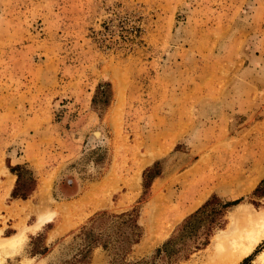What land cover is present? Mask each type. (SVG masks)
Instances as JSON below:
<instances>
[{
    "label": "rangeland",
    "instance_id": "374dc122",
    "mask_svg": "<svg viewBox=\"0 0 264 264\" xmlns=\"http://www.w3.org/2000/svg\"><path fill=\"white\" fill-rule=\"evenodd\" d=\"M263 166L264 0H0V264H171L156 249L189 214L243 197L174 244L200 264L264 209ZM132 209L126 254L91 219Z\"/></svg>",
    "mask_w": 264,
    "mask_h": 264
},
{
    "label": "trees",
    "instance_id": "16d2710c",
    "mask_svg": "<svg viewBox=\"0 0 264 264\" xmlns=\"http://www.w3.org/2000/svg\"><path fill=\"white\" fill-rule=\"evenodd\" d=\"M100 87V86H99ZM12 172H15L17 174V180H16V186L12 190L11 195L13 197H21L26 198L29 193L33 190V187L30 188V191L27 192H18L17 185L19 181L21 180L23 173L21 172V167H14L10 168ZM157 171L152 167H147L143 170V187L146 189L151 181L156 177ZM33 180V178H31ZM258 189V187L256 188ZM218 198L215 195H211L207 200H205L193 213L189 214L184 220L185 222L178 228L176 234L174 236L167 239L162 247H158L156 251L158 253L164 252L167 254L171 264L176 262V260H180L181 258H187L188 254L181 255L179 252L175 249V243L176 242H183V237L191 235L192 232L196 229L192 226L194 224L197 218H200L199 215H202L209 209L215 210L213 211L214 214L220 215L223 212V208L230 207L233 205H236L240 203L243 200V197L236 198L227 202H218ZM111 220L114 222L116 226V232H115V242L123 245H126L123 252H126V254L129 253L131 246L139 241V239L142 236V228L138 223L137 219V209H132L129 211H123L120 213H113V212H107L102 211L96 213V216L91 219L92 222H99L102 223L104 221ZM205 222L207 223L206 226H203L205 228V234L206 238L205 240L200 244V246L195 245V248H199L203 245H206L208 243V238L212 232L213 227L216 225L220 226V218H216L215 216H210L203 218ZM105 249L107 246H103ZM126 256V255H125ZM140 261L136 262H125V264H137Z\"/></svg>",
    "mask_w": 264,
    "mask_h": 264
},
{
    "label": "bare ground",
    "instance_id": "6f19581e",
    "mask_svg": "<svg viewBox=\"0 0 264 264\" xmlns=\"http://www.w3.org/2000/svg\"><path fill=\"white\" fill-rule=\"evenodd\" d=\"M263 172L264 166L260 170V173L263 174ZM241 215L247 216V223L245 222L244 226L241 225L238 228L234 223L224 233L216 235L212 246L206 250L200 264H237L240 258L250 253L254 246L262 240L264 237V209ZM13 242L10 237L0 241L1 251L8 253L14 246ZM226 246L229 252L224 251ZM258 261L264 262V249L259 253Z\"/></svg>",
    "mask_w": 264,
    "mask_h": 264
},
{
    "label": "crops",
    "instance_id": "0c3cea01",
    "mask_svg": "<svg viewBox=\"0 0 264 264\" xmlns=\"http://www.w3.org/2000/svg\"><path fill=\"white\" fill-rule=\"evenodd\" d=\"M2 173H4V172H2ZM7 173H9V172H8V169H7ZM2 176H3V174L0 175L1 178H3ZM256 245H257V244H256ZM256 245H255V246H256ZM255 246H254V247H255ZM252 250H253V249H252ZM252 250H251V251H252Z\"/></svg>",
    "mask_w": 264,
    "mask_h": 264
}]
</instances>
